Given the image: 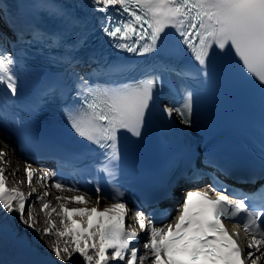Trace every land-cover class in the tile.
<instances>
[{"label":"snow or ice","instance_id":"1","mask_svg":"<svg viewBox=\"0 0 264 264\" xmlns=\"http://www.w3.org/2000/svg\"><path fill=\"white\" fill-rule=\"evenodd\" d=\"M73 8L87 9L90 18ZM94 34L118 52L150 59L127 63L94 56L82 59ZM34 46L56 52L54 62L65 69L67 78L45 86L40 99H58L70 134L86 142L84 151L67 152L63 159L76 164L88 161L83 170L94 173L88 181L92 187L81 192L78 183L54 179L57 173L49 170L38 173L26 163L32 192L25 194L8 186L6 170L0 167V247L29 249L21 235L29 229L41 240L50 238L45 241L54 254L49 264H77L73 260L77 254L83 264H264V184L248 194L213 177L203 188L184 192L176 215L165 223L166 210L146 213L141 205L130 209L121 180L125 158L139 147L149 121L159 116L174 124L175 115L180 124L191 127L194 97L206 92L217 75L241 80L259 94L264 108V0H87L76 5L62 0H0V99L15 104L10 97L19 95L18 72L24 57L9 49L27 53ZM101 69L102 82L97 75ZM165 90L172 96L166 104ZM38 110L35 103L28 108L33 116ZM5 126L0 110V127ZM11 127L23 133L27 122L14 112ZM5 157L0 150V162L6 163ZM259 157L250 181L264 180V122ZM208 166L216 167L215 161L209 158ZM190 171V180L204 175L200 169ZM37 176L42 183L52 181L48 186L61 193L80 194L58 195L60 203L52 206L45 201L49 191L40 194L32 187ZM179 192L169 182L161 198H175ZM33 193L36 198L29 203ZM92 195L95 206L88 207ZM36 202L47 217L42 230L36 227ZM68 203L85 207L70 209ZM53 214L61 218L59 224ZM126 217L147 233L143 250L137 230L131 224L126 227ZM241 230L246 248L234 238Z\"/></svg>","mask_w":264,"mask_h":264},{"label":"bare ground","instance_id":"2","mask_svg":"<svg viewBox=\"0 0 264 264\" xmlns=\"http://www.w3.org/2000/svg\"><path fill=\"white\" fill-rule=\"evenodd\" d=\"M0 136H1V138H5L2 135H0ZM0 146H1L0 150H3L6 153V157H5L6 163L0 162V167L5 168V170H6L5 174L8 176V186L9 187L22 188V190H23V192L25 194H28V193L32 192V188L29 187L28 183H27V177H26V173H25V168H24V170H19V168H18V166H21L22 164H26V163H24V160L18 155L17 148L15 147V145L12 144L10 142V140H8V142L0 141ZM13 172H15L16 174L12 175ZM36 178H38V176ZM35 180L36 179H34V181H33L32 187L37 186L36 187V188H38V189H36L37 193H39V191L44 192V191H46V189H48V191L50 192V195L47 196L46 199L49 200L52 205L56 204L58 202L55 199V197L58 196V195L67 196V195H74L75 194V193H68V192L61 193L58 190H56L55 188H52V189L49 188L47 184L48 183L51 184L52 181H49V182H47V184H45V183H42L40 181L35 182ZM20 181H23V183H20ZM37 193H33L32 194V196H31V198L29 200V203H31L32 201L35 200ZM95 199H96L95 196H91L90 203L87 206L91 207L92 204H95ZM67 206L70 209L71 208H76V207H81V208L85 207V205H83V204H76V203H68ZM26 209L28 210L27 206H26ZM34 214L37 216L38 221H39L37 223V229H41L42 230L44 227L47 226V224H46L47 217L45 216V213L42 210V205L39 202L35 203ZM53 219L56 220V222L59 224V221H60L61 218L56 216L55 214H53ZM33 234L34 233H32L31 235L29 234L27 238H31L32 239L31 236H33ZM52 238L54 239V237H52ZM49 239H50L49 237H44L42 240L47 241ZM42 240H41V242H36L35 241L33 244H35L36 248L41 251L42 257H46V258H49V259L50 258L54 259V254H52L50 250H45L43 248ZM33 241H34V239H33ZM73 260L77 261V264L78 263L79 264L83 263L82 259L78 256V254L73 256ZM69 264H71V262H69Z\"/></svg>","mask_w":264,"mask_h":264},{"label":"rangeland","instance_id":"3","mask_svg":"<svg viewBox=\"0 0 264 264\" xmlns=\"http://www.w3.org/2000/svg\"><path fill=\"white\" fill-rule=\"evenodd\" d=\"M0 141H6V142H8V140L6 139V138H1V136H0ZM1 147V146H0ZM19 167V166H18ZM40 168H42V169H45V167H43V166H40ZM20 170V169H19ZM36 180H35V182H37V181H39V179L38 178H35ZM52 183V182H51ZM47 185H50V183H48ZM37 186H34V188H36ZM49 187V186H48ZM49 188H51V187H49ZM36 189H38V188H36ZM52 189V188H51ZM20 190L21 191H23L22 190V188H20ZM46 191H48V189H46ZM39 193L40 194H42L43 192L42 191H39ZM45 201L47 202V201H49V200H47L46 198H45ZM58 203H60V202H57L56 204H53L52 206H57L58 205ZM27 212H28V210L26 209V214H27ZM15 215V214H14ZM36 227H37V225H36ZM31 232V230H29V229H23L22 230V232H21V235H24V234H27V233H30ZM45 237H47V236H45ZM38 238H40L39 236H38ZM42 245H43V248L45 249V250H48L47 248H46V245H45V241L44 240H42ZM79 264V263H78Z\"/></svg>","mask_w":264,"mask_h":264}]
</instances>
